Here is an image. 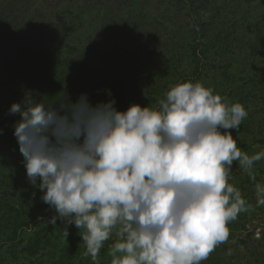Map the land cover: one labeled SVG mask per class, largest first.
I'll return each mask as SVG.
<instances>
[{"label":"rangeland","instance_id":"rangeland-1","mask_svg":"<svg viewBox=\"0 0 264 264\" xmlns=\"http://www.w3.org/2000/svg\"><path fill=\"white\" fill-rule=\"evenodd\" d=\"M189 1L0 0V32L16 34L0 49V264H93L82 255L79 229L48 223L55 212L26 176L13 135L20 117L9 114L11 104L25 97L38 102L66 93L75 102L87 93L92 104L114 99L123 111L130 104L155 106L170 85L200 82L247 110L239 130H230L237 146L249 155L264 151V94L242 98L239 89L247 92V84L217 69L229 63L228 70L239 71L244 53L248 63L264 67V0H207L224 7L222 15L244 12L249 19L229 48L211 50L198 69L188 53ZM28 36L34 44L24 58L19 37ZM24 59L28 65L20 63ZM254 172L255 180L233 162L229 182L254 210L229 223L228 241L202 264H264V206H256L254 194L255 183H264V159ZM115 239L105 242L99 264H110Z\"/></svg>","mask_w":264,"mask_h":264},{"label":"clouds","instance_id":"clouds-1","mask_svg":"<svg viewBox=\"0 0 264 264\" xmlns=\"http://www.w3.org/2000/svg\"><path fill=\"white\" fill-rule=\"evenodd\" d=\"M9 114L20 117L13 135L26 176L55 212L48 223L79 229L93 264L113 236L110 264H202L228 241L229 223L254 210L229 182L233 162L255 180L264 159L231 134L248 112L200 82L170 85L153 107L120 111L114 99L61 93L25 97ZM254 194L264 206V183Z\"/></svg>","mask_w":264,"mask_h":264},{"label":"trees","instance_id":"trees-1","mask_svg":"<svg viewBox=\"0 0 264 264\" xmlns=\"http://www.w3.org/2000/svg\"><path fill=\"white\" fill-rule=\"evenodd\" d=\"M189 4L188 15L190 17L189 21L191 23L192 34L188 43V53L192 62L195 64V68L198 69L209 60L208 54L211 50L218 51L229 48L240 34V32L238 34L237 29H241L249 18L244 12L238 16H236L234 12H231V16L229 17H227V14L222 15L224 7L222 10L220 4L214 2L208 3L207 0H190ZM247 10H249V7ZM261 22H264V19L261 20ZM15 37L16 34L10 32V30L0 32V49L4 48L7 40H11ZM243 37L242 34L240 38ZM19 38L21 44L20 50L24 56V53L27 54L33 47V37L28 36ZM247 59H249V57L244 53L241 63L242 68L239 69V71L236 69L235 73L230 69L228 70L229 63L217 67L222 77H231L233 81L240 79L244 82V85L247 84V92H241L239 89V94L242 98H244L246 94L251 96L250 94H254L255 92L264 94V67L259 66L257 63H248ZM20 63H24L25 65L29 64L26 59L22 60Z\"/></svg>","mask_w":264,"mask_h":264}]
</instances>
